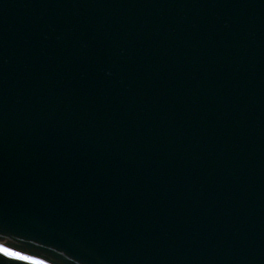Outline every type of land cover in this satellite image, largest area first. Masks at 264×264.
<instances>
[{"label":"water","instance_id":"1","mask_svg":"<svg viewBox=\"0 0 264 264\" xmlns=\"http://www.w3.org/2000/svg\"><path fill=\"white\" fill-rule=\"evenodd\" d=\"M0 235L264 264V0H0Z\"/></svg>","mask_w":264,"mask_h":264},{"label":"snow or ice","instance_id":"2","mask_svg":"<svg viewBox=\"0 0 264 264\" xmlns=\"http://www.w3.org/2000/svg\"><path fill=\"white\" fill-rule=\"evenodd\" d=\"M0 257L4 258L3 261H0V264H6L8 260L18 261L21 264H45L41 259L7 246L6 237L2 235H0Z\"/></svg>","mask_w":264,"mask_h":264},{"label":"bare ground","instance_id":"3","mask_svg":"<svg viewBox=\"0 0 264 264\" xmlns=\"http://www.w3.org/2000/svg\"><path fill=\"white\" fill-rule=\"evenodd\" d=\"M22 253H23V252H22ZM25 254H27V253H25ZM28 255H30V254H28ZM32 256H33V255H32ZM34 257H35V256H34ZM36 258H37V257H36ZM38 259H40V258H38ZM45 264H48V263L45 262Z\"/></svg>","mask_w":264,"mask_h":264}]
</instances>
